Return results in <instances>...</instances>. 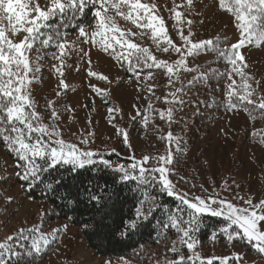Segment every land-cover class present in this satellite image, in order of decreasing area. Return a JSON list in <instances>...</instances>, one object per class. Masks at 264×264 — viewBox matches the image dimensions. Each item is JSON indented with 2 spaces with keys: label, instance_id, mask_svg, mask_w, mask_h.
I'll return each mask as SVG.
<instances>
[{
  "label": "snow or ice",
  "instance_id": "snow-or-ice-1",
  "mask_svg": "<svg viewBox=\"0 0 264 264\" xmlns=\"http://www.w3.org/2000/svg\"><path fill=\"white\" fill-rule=\"evenodd\" d=\"M193 0H187L190 7ZM219 7L222 11L232 14L235 26L239 31V39L230 47L220 49L217 41L202 40L194 42L192 39L191 25L192 20H184L183 13L175 11L176 26L179 29L182 46L175 44L168 33L164 21L154 14L155 4L149 5L142 0H51V6L42 8L39 3L31 5L29 0H0V141L12 152L18 160L16 176L26 182L22 187L30 192L34 187L45 185L44 192H57L64 187L59 179L52 184L48 181L46 173L51 172L58 165L67 167L69 171L75 172L88 166H102L113 172L120 174L121 182L128 180L136 181L145 187L158 188L159 191L170 197L179 200L184 208H177V214L169 217L168 224L162 227H169V224L179 234V240L173 242L170 249L173 253L177 252V245L186 247L192 253L185 261L184 256H178L175 260H165L164 264H213L212 259H201L195 252L196 240L193 234L199 230L201 217L210 215L226 221L218 234L228 233L227 238L237 240L246 238L248 242H255L254 247L258 252L264 254V200L253 203L252 199H246L244 206H238L229 200L220 198L218 194L212 196H193L176 189L175 184L169 178L174 169L169 167L173 164L171 147L167 155L156 157L158 167H145L151 159L144 156L140 160L132 157L129 166L122 163L113 164L111 159L105 158L100 151L89 150L75 143L65 141L61 137L58 127L53 124L42 122V117L36 112L35 101L31 98L30 85L34 76L30 73L38 72L39 67L33 68L30 63L29 53L35 47L37 41L44 46H54L61 55L64 54L66 44L64 37L67 35L68 27H76L84 42H99L105 51L111 50L117 59L127 64V71L139 75L143 69L162 68L169 75V83H173L171 77L176 76L180 70L192 71L188 66V57L197 56L201 53L214 49L219 56L231 66V72L225 73L229 79L232 74L239 75L242 80L240 89H237L236 82L233 81L227 86V104L230 110L243 107L249 110L248 106L264 110V98H260L258 105L252 99L254 89L247 83V77L243 71L247 67L245 57L241 49L253 43L255 39L264 40V0H219ZM91 9L93 25L95 31L89 33L86 28L93 25L75 24L77 18L83 19L86 10ZM114 11L116 16L122 17L126 21H131L141 29H148L154 43L163 53L170 50L179 54V59L173 63L165 60H158L147 47H143L128 39L125 33L116 23L110 12ZM35 13V15H33ZM7 19L10 23L12 38L6 34L2 26ZM189 26V35H184L183 25ZM53 29H55L53 31ZM20 36L18 41L15 40ZM225 43H227L225 41ZM116 46L120 51L117 53ZM71 47V45H69ZM60 59L61 57H56ZM197 72L200 68L195 69ZM96 75V73H91ZM151 77L152 73H147ZM212 75H220L218 70L212 69L208 73H201L196 79L206 80ZM107 80V77H100ZM63 83V82H62ZM195 80L190 82V85ZM258 83V82H257ZM66 88L67 85L65 84ZM149 91H152L150 88ZM182 89L173 92L172 100L165 97L166 103L182 104V99H177V93ZM168 118L171 119L173 109L167 110ZM52 118L58 119L54 109L51 110ZM161 119L164 114L160 113ZM55 137V139H54ZM127 142V135L124 134ZM168 140L173 141L172 133H168ZM88 139L81 140L82 145H87ZM177 151H182L179 142L176 141ZM130 147V145H129ZM114 151V150H113ZM227 183V182H225ZM79 191L66 193L65 199L72 203L80 197ZM76 199H71L72 197ZM111 195L108 199L111 200ZM14 197H8V203L14 201ZM87 199L94 205L99 204L103 199L100 195L89 190ZM239 199H244L239 197ZM185 208L189 211H185ZM151 208L144 211H137L136 217L131 218L127 223L121 220L120 226L115 228L111 235L117 232L122 237H127L131 232L140 227V222H146L151 218ZM67 225L63 230H66ZM54 230L51 235L43 233L35 227L30 229H19L15 235L7 237L4 242H0V264H7L12 257L30 256L37 254L42 248L59 240V232ZM215 238V235L214 237ZM21 249V250H18ZM219 264H236L241 259L239 255L235 257L217 258ZM159 264V261H157Z\"/></svg>",
  "mask_w": 264,
  "mask_h": 264
},
{
  "label": "trees",
  "instance_id": "trees-1",
  "mask_svg": "<svg viewBox=\"0 0 264 264\" xmlns=\"http://www.w3.org/2000/svg\"><path fill=\"white\" fill-rule=\"evenodd\" d=\"M49 5L51 6V0ZM110 14L126 23L127 28L125 33L134 34L128 35V39L143 47L149 48L158 60H165L169 63H173L180 58L179 54L171 50L168 53L160 51L153 41L150 30L141 29L131 21H126L122 17L116 16L114 11L110 12ZM0 15L4 14L0 13ZM173 19L175 18L173 17ZM73 23L77 25H93L91 9L85 11L83 19L77 18ZM2 26L5 28L9 38H12V34L9 30L10 23L7 19L3 21ZM190 27L194 42L202 40L217 41L219 42L218 47L220 49L230 47L231 44H234L232 42V35L228 33L226 28H221L211 35L198 34L197 37L195 35L194 26L191 25ZM91 28L95 29L94 25L86 28V31L89 32ZM54 30L55 29H53V31ZM176 30L178 31L174 34L179 36V29L177 26ZM183 30L188 32L189 26L185 24ZM66 32L67 35L64 37L66 48L63 55H61V52L54 46H44L39 41H37L32 52L38 63L54 59L61 60L63 64V74H76L72 66H79L83 57V45L87 43L84 42V38L80 36L76 27H68ZM19 39L20 36L15 38L16 41ZM96 40L97 42L95 43L97 45L99 44L101 50L115 60L118 68L122 71V76L116 81V85L119 83L122 84L125 79L145 78V81L141 83L140 90L144 92L145 97L148 99V103H146V106L142 107L130 120L129 133L135 132L136 136H139L149 132L155 141L170 145L168 133L171 132L173 136L171 145L175 149L171 148L173 164L169 167H172L174 172L170 175V178L179 187L185 189V191L187 190L188 193H205V188L201 185L198 175L193 171L188 173L185 166L182 168L184 155L180 153L181 151L176 150V141L179 142L180 149L182 147L188 148L194 140H198L200 136L204 134L206 127L220 119L221 112L229 109L226 107L227 86L235 81L237 89L242 91V89H240L241 77L233 73L231 79H229L227 75H223L231 72V66L219 56L216 50L209 49L197 56L188 57V66L192 71L180 70L178 79H176L177 84L171 85L169 83V75L166 74V71L162 68H153L151 70L143 69L139 71V75L127 71V64L117 59V56L114 55L111 50L105 51L99 42V37H97ZM256 40L261 41V43L254 45V41ZM225 41L227 43H225ZM254 41L248 46L252 47L259 45L264 47V40L255 39ZM175 44L178 45V43ZM69 45H71V47H69ZM182 45L183 42L181 40L178 46ZM116 51L117 53L120 51L119 46H116ZM54 56L61 58L56 59ZM197 67L200 68L199 72L195 70ZM212 69L218 70L220 75H212L206 80L196 79L201 73H208ZM249 70L250 67L248 65L243 69L247 77H253ZM149 71L152 73L151 77L147 75ZM31 74L35 77L30 85L32 92V90L36 88L35 85L41 83L38 77L42 76V72L38 71ZM193 80H195V83L190 85V82ZM252 80L254 79L252 78ZM250 85L252 89L255 90L252 96L254 104L258 105L260 103V98H264L263 92L260 91L257 84L253 85L250 83ZM175 86H177L176 90L182 89L176 96L177 99L183 100L182 104L165 102V97H167L169 101L172 100L171 92ZM150 88L152 91H149ZM67 90H69V88ZM98 93L105 105L118 106V102L109 92L98 90ZM48 108H50V105L47 108L36 106V112L42 117L43 123H45L43 116L49 111ZM169 108L173 109L171 119L168 118L167 110ZM248 109L249 110H245L241 107L234 110L241 111L247 117L253 119H264V110L253 108L252 105H249ZM160 113L164 114V119H161ZM158 129H160V133ZM260 136V140H263V134H259V137ZM259 137L254 136V139H256L255 141H257ZM0 145L3 146L11 160L15 163L14 166L17 172V157L9 151L3 141H0ZM166 148L170 149L169 146ZM184 150L185 149H182V151ZM94 151L102 152L104 157L111 159L114 165L122 163L126 167L129 166L131 159L122 157L115 151ZM150 158L151 159L145 167H158L157 160H153L152 157ZM190 170L195 171V169ZM184 172L187 173L186 177L183 176ZM46 175L49 182L54 184L55 180L59 179L64 187H61L57 192L48 191L47 194H45V185L41 184L39 187H34L32 191L29 192L26 187H22L26 182L20 180L16 176V173L12 175L13 177H10L12 179L9 178V180H14V182L21 186V193L19 197L16 196V198L18 197V199H20L25 197L38 202L40 205L41 212L37 216V221L30 227L24 229L27 230L35 227L49 236L54 230L60 229V238L65 225H67V227H76L80 236L86 241L87 246L96 254L106 259L116 258L127 260L133 258L139 262L138 264H157V261H159V264H164L165 260H175L180 256L179 249H177L176 253L170 251L174 242L172 239H176L179 234L170 224L167 228L162 227V224L169 223V217L171 215L177 214L178 207L184 208L177 198L167 196L159 191L158 188L154 189L153 187L142 186L136 181L128 180L126 182H121L119 173L99 165L88 166L75 172L69 171L67 167L58 165L55 169L51 170V172L46 173ZM3 176L0 177V204L3 201L4 205H6L8 201L5 197L6 185H4V181L6 177ZM89 190L103 197L99 204L94 205L87 199ZM77 191H79L81 195L75 203H72L69 199H65L66 193H75ZM109 195L112 197L111 200L108 199ZM71 199L75 200L76 198L73 196ZM16 205H18V203L13 201L10 207ZM146 208H151L153 210L151 218L146 222L138 221L140 227L137 230L131 232L127 237H122L119 232H117L115 236L111 235V232L120 226L121 220L127 223L131 218L136 217L138 210L144 211ZM185 211L187 212L189 210L185 208ZM12 212L13 211H9L7 213L8 218ZM0 216H2L1 207ZM200 219L202 222L199 226V230L193 234V238L201 244L214 242L237 245L244 248L248 253L259 254L254 247L255 242L250 243L246 238L230 241L227 238L228 233L218 234L219 230L226 225V221L210 215H205ZM16 232L17 231L11 235H15ZM214 235L215 238H213ZM58 241L48 245L47 248H42L37 254L12 257L7 261V264H32L43 260L51 254ZM152 248L153 250L156 248L161 249V255L165 257H159L156 261L157 255L151 250ZM167 256L171 258L168 259ZM185 261L187 262L186 257ZM128 264L136 263L130 262ZM196 264H199L198 261ZM213 264H218V262L215 261Z\"/></svg>",
  "mask_w": 264,
  "mask_h": 264
},
{
  "label": "rangeland",
  "instance_id": "rangeland-1",
  "mask_svg": "<svg viewBox=\"0 0 264 264\" xmlns=\"http://www.w3.org/2000/svg\"><path fill=\"white\" fill-rule=\"evenodd\" d=\"M142 2L149 5L155 4L154 14L164 21L168 37L178 45L181 39L174 34L178 31L175 25L176 19H173L175 11L183 13L184 20L193 21L192 25L197 37L198 34L211 35L221 28H226L232 35L233 43L239 39V31L232 14L220 9L219 0H193L190 7L187 5V0H142ZM29 3L30 6L39 3L45 9L50 6V0H29ZM114 18L117 26L125 32L126 23L117 17ZM93 31L95 29H89V33ZM183 33L186 36L189 35V31L183 30ZM258 43L261 41H254V45ZM82 52L83 57L79 66H72L76 74L69 75L63 74L61 60L54 59L38 63L33 52L29 53L33 68L40 66L39 71L42 72V76L38 77L41 83L35 85L36 88L31 92L32 100L37 107L47 108L50 105L49 111L43 116L44 122L49 127L55 123L65 141L93 151L114 150L120 156L129 159L135 157L136 160H140L144 156H149L156 160V157L169 153L170 149L166 148L167 146L175 149L172 145L155 141L149 132L139 136H136L135 132L129 133L130 120L148 103L144 92L140 90L145 78L125 79L122 84L116 85V81L122 76V71L115 60L101 50L99 44L90 41L83 45ZM241 52L253 76L247 83L257 84L264 95V47L247 45L241 49ZM29 75L32 76L31 73ZM100 77H107V80ZM171 79L173 81L171 85L177 84L176 77L172 76ZM176 88L177 86L172 89L171 94ZM98 90L109 92L118 102V106L105 105ZM52 109L58 116L55 121L51 115ZM158 131L160 133V129ZM124 134L127 135V142L124 140ZM259 134H263V140H260ZM254 136L259 137L257 141ZM83 139L89 140L86 146L81 144ZM263 142L264 119H253L241 111L226 109L221 112L220 119L206 127L204 134L198 140H194L188 148H181L185 149L180 152L184 155L182 168L185 166L188 173L193 171L198 175L205 193H188L187 190L173 183L177 190L187 193L189 197L218 194L220 198L238 206H244L245 200L249 198L254 204L258 203L264 200ZM14 164L0 145V177L3 175L6 177L5 197L7 199L14 197V201L18 203L13 207H10L8 201L6 205L3 201L0 204L2 211L0 242H4L15 231L33 225L41 212L38 202L25 197L18 199L21 186L14 180H9L16 173ZM183 176L186 177L187 173L184 172ZM9 211L13 212L8 218ZM178 240L179 235L176 239H172V241ZM177 249L180 251V256L188 258L192 255L186 247L177 245ZM153 252L157 255L156 261L159 257H165L161 255V249L156 248ZM195 252L201 259H212L218 264L217 258H230L237 255L241 259L236 261V264H264V254L248 253L237 245L214 242L201 244L196 240ZM167 258L171 257L167 256ZM130 262L139 263L133 258L121 260L99 256L87 246L76 227L68 226L66 230H63L51 254L32 264H128Z\"/></svg>",
  "mask_w": 264,
  "mask_h": 264
}]
</instances>
